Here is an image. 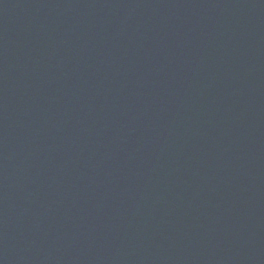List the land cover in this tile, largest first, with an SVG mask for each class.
Returning <instances> with one entry per match:
<instances>
[{"label":"water","instance_id":"1","mask_svg":"<svg viewBox=\"0 0 264 264\" xmlns=\"http://www.w3.org/2000/svg\"><path fill=\"white\" fill-rule=\"evenodd\" d=\"M0 264H264V0H0Z\"/></svg>","mask_w":264,"mask_h":264}]
</instances>
